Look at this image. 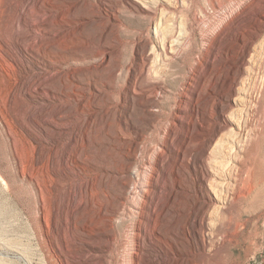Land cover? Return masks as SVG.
I'll return each instance as SVG.
<instances>
[{
	"label": "rangeland",
	"instance_id": "1",
	"mask_svg": "<svg viewBox=\"0 0 264 264\" xmlns=\"http://www.w3.org/2000/svg\"><path fill=\"white\" fill-rule=\"evenodd\" d=\"M222 4L0 0V264H175V256L192 264L203 258V244L183 228L205 205L215 231L205 252L211 263L264 264V110L257 108L264 104V68L247 76L248 90L261 76L259 89L247 90L231 111L219 79L230 74L241 34L233 25L211 43L201 36L226 14ZM220 37L226 48L213 44ZM260 42L259 50L264 37ZM136 46L152 52L149 75L140 78L154 91L148 100L132 91ZM218 95L234 118L217 138L214 159L228 172L213 190H206L196 155L177 173L170 170L178 153L165 172L146 165L145 151L168 122H177L176 147L189 127L202 146L200 134L219 121ZM151 102L152 111L145 110ZM136 143L144 151L134 161ZM242 159L255 167V188L244 199L231 173ZM148 168L162 190L145 183L149 198L134 202L141 209L135 216L125 202ZM130 249L138 256L126 258Z\"/></svg>",
	"mask_w": 264,
	"mask_h": 264
},
{
	"label": "bare ground",
	"instance_id": "2",
	"mask_svg": "<svg viewBox=\"0 0 264 264\" xmlns=\"http://www.w3.org/2000/svg\"><path fill=\"white\" fill-rule=\"evenodd\" d=\"M222 5L224 6V8L226 10V14L223 15L224 17H222L219 22H216V23L210 22L208 24V27H207L208 29L206 28L207 30L206 29L202 30L201 36L203 37V39L206 40V43L207 42L211 43V41H213V39L216 40L219 36H223L224 32L227 31L233 25H234V28L236 30H238V32L241 34V35H239V36H241V39H240L241 41L239 39H236L234 41L235 42L234 45H236L235 48H237V51H236L237 55H236V60L235 61L233 60L234 61L233 67H231L230 65L228 66L230 74H228L227 77L221 76L219 79V87L220 88H227L229 99L234 104V105L233 104L231 105V108L229 107L232 111V108L234 106H237L240 102L244 101L242 95L243 94L246 95V92H248L250 90L251 91L252 90L254 91V89L258 90L259 85H260V81H262L264 79V76H263V78L261 80V76L259 77L257 74V76L253 80L254 82H253L252 89H250L251 87L249 88L250 90L247 89L248 88L247 87V76L249 77L250 73H255L256 71H261V68H264V46L261 47L260 50H259L260 47L258 48L259 43H261L260 41L264 37V0H255L254 4L253 3L250 4L249 0H223ZM253 6L256 7V9L253 10L254 12L252 11L251 13L248 14L247 12ZM243 9H244V16H242V13H243L242 10ZM221 38L222 37H220V39H219L220 41L217 44H215V40H214L213 44L215 46H217V48H220L222 46L225 47V45H224L225 42H223V40ZM151 43H152V45H154L153 42H151ZM164 52H165V54H168L166 47H165ZM151 53L152 52L144 54L141 51V49L139 48V46L134 47V54L136 55V61L135 60L134 61L136 63V68H135L134 73H133L134 77H133V83H132V91L135 95H137V97L139 95H142L143 100L145 99V97L148 100L151 92L152 93L154 92L152 90L148 91L147 90L148 88L146 86H142L141 81H140L142 73L144 74V72H145L146 75H149V73H148L149 67L148 66L150 64H148V63L151 60L150 59V55L152 56ZM178 57L179 56L177 55V53L175 55H173V59H177ZM212 73L213 72H211L208 75L209 78L208 77H202L201 83H200L201 88L206 86L207 81L210 83V81L212 79V75L214 76V74H212ZM225 75H227V74H225ZM209 79H210V81H209ZM207 87H209V86H207ZM199 88H200V86H199ZM153 89L157 90L156 88H153ZM155 95H156L155 99H157L159 94L155 92ZM199 95H200V93H199ZM213 96H215V95L213 94L212 97ZM226 98H227V96H226ZM214 99H216V98H213V100ZM220 100H221L220 95L217 96V100H214V102H216L215 104L218 107V113H217V117H219L218 124L215 127L213 126L212 129L210 127H208L206 134H204V135L200 134V135H202L201 136L202 137L201 138L202 146L199 144V142H200L199 139L198 140L194 139V137L192 135L193 132L191 131L192 129L189 127V129L186 132L185 138H183V140L180 141V142H182V144L180 145V147H176L174 144L175 135H174L173 131H174V127L176 126L177 122H168L164 126H162L160 129H158V136L160 137V140H158V142H156L153 146H151V148H149L147 150L145 149L146 151H145V155H144V161H145L146 165H148L150 168H153L155 166L156 168H158L157 170L159 172H160V170H162L161 172H165L166 171L165 163H166L167 159H170L172 157L171 153H173V154L178 153V155L175 156L176 160L174 161V166H173L172 170H170L173 173H174V171H176V173H177V172H181V169H180L181 163L185 164L184 161H186L189 158H194V155H196L197 158L199 159L200 165H201L202 170H203L202 175H201V179L203 181H205L207 184L206 190L209 191L210 188H211V190H213L218 185L217 184L218 176H224V174L226 172H228L225 164L221 163L220 166H218L215 159H214L215 153H217V149H218V148L215 149L216 142L218 141L217 138L219 135H221V133L223 131L229 129V127H230V116H232L234 118V115L232 114V112L230 113L222 107V103H219ZM224 105L225 104H223V106ZM144 106H145L144 107L145 110L152 111L153 102L144 104ZM227 106H228V104H227ZM257 108H258V110H261V111L264 110V104L261 102L258 103ZM197 112L199 113V111H197ZM198 113L195 115L196 118L199 117ZM232 117H231V119H233ZM211 119H213V117H211ZM174 123H176V124H174ZM121 125L127 126V121L124 120V121L120 122L119 137L121 139H124V138H126V135L123 134V130H122ZM128 130H130V129H128ZM199 145H200L199 150H197V151L194 150V148L199 146ZM132 148L133 149H131L130 152L132 153L133 158L135 159L134 161H136V160H138L139 151L142 152L144 150H142L139 143L134 144V146ZM168 149H169V151H168ZM40 151H41V146L39 147L38 152H40ZM129 155H128V157H129ZM196 159L194 158V160H196ZM129 160H130V158H129ZM129 162H130L129 163V167H130L133 165V162H131V161H129ZM39 165H42L41 159L39 160ZM126 169H128V168H126ZM254 170H255V167L253 165L250 166V164L248 165V163H244V159L241 160L239 168H237L236 170L231 168V173H233L237 177V179L235 180L236 185L234 188H235V191L237 190V193L239 194L240 198L244 199V197H247L246 196L247 194H251L252 191L254 190V188H255ZM119 172L122 173V171H119ZM150 176H151V173H150L149 168L147 170L145 169V171L143 173V181L144 182L136 183V181H135V183H133L131 192H129V197L126 199L125 210L132 212L133 215H135V216H136V214H141L140 213L141 209H139L138 208L139 206H137V204H135V203L137 201H144L145 202L149 198L150 191H149V189H147L145 187V183H147V182L148 183L149 182L155 183L157 185L158 189L162 190V187L155 180V178H153L151 181L149 180ZM208 187H209V190H208ZM211 197H212V195H211ZM138 205L142 206L141 203H138ZM138 209H139V211H138ZM210 210H211V206L205 205V207L202 208L201 212H192V213H189L187 216V222L185 223V226L183 228L184 232L186 233V235H188V233L193 230V232L199 234L201 241H202V244H203V252H202L203 258L200 261L192 262V264H212L209 256L205 253L207 251L208 245L214 242V234H215L214 227H213L214 222L211 219V212L212 211H210ZM132 240H133L134 245L136 243H138V241L135 238ZM134 253H135V256L137 257L138 252L131 251V249H130V252L128 253V257H126V258L132 259ZM174 261L176 262L175 264H185L186 263L185 257L175 256ZM126 262H127V260H126Z\"/></svg>",
	"mask_w": 264,
	"mask_h": 264
}]
</instances>
